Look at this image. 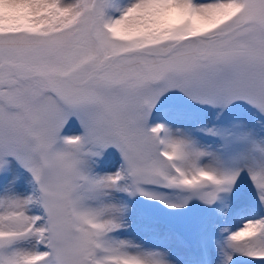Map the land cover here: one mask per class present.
I'll return each instance as SVG.
<instances>
[{"label": "snow or ice", "instance_id": "snow-or-ice-1", "mask_svg": "<svg viewBox=\"0 0 264 264\" xmlns=\"http://www.w3.org/2000/svg\"><path fill=\"white\" fill-rule=\"evenodd\" d=\"M0 264H264V0H0Z\"/></svg>", "mask_w": 264, "mask_h": 264}]
</instances>
